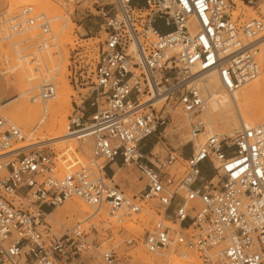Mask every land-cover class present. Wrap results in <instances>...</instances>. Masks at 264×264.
<instances>
[{
    "label": "built area",
    "instance_id": "1",
    "mask_svg": "<svg viewBox=\"0 0 264 264\" xmlns=\"http://www.w3.org/2000/svg\"><path fill=\"white\" fill-rule=\"evenodd\" d=\"M54 1L66 8L84 3L86 12L103 17L90 110L75 104L66 126V135L89 140L93 159L61 170L46 143L16 146L24 140L20 128L0 115V264L75 261L91 245L83 233L87 219L54 240L40 229L46 209L72 196L116 224L153 212L140 239L147 253L182 247L196 251L203 264H264V120L233 137L211 132L196 147L189 140L187 155L171 146H163L164 154L143 150L175 114L191 137L205 130L209 74L227 91L258 77L264 16L235 17L232 0ZM0 18L3 38L27 33L36 39L27 57L40 69L54 39L50 19L32 6ZM36 89L31 100L43 104L56 93L50 78ZM116 159L138 172L137 194L127 196L112 183L106 167ZM101 254L115 263L112 249Z\"/></svg>",
    "mask_w": 264,
    "mask_h": 264
},
{
    "label": "rangeland",
    "instance_id": "2",
    "mask_svg": "<svg viewBox=\"0 0 264 264\" xmlns=\"http://www.w3.org/2000/svg\"><path fill=\"white\" fill-rule=\"evenodd\" d=\"M232 1L234 3L233 15L235 17L246 19L250 17H256L258 15L264 16V3H262L260 0L257 2L253 0L252 3H249L247 0ZM17 2L21 5L16 7L15 4ZM23 6H32L33 13L35 14L44 13L50 19L51 27H54L53 25H57L59 23L68 25V22L64 21L65 17L68 19L72 29L71 32L61 29L56 33L51 28L54 39L50 42L51 46L45 51L43 64H41L40 69L34 70L35 66L29 63V58L27 55L33 51V44L35 43L36 39L30 38V35L27 33L14 35L11 39L3 38L5 32L0 18V115L20 128L24 140L17 143L16 146H19L23 143H31L33 141H46L49 137V135L44 131L41 134L35 131L33 135L27 136L24 133V127L19 124L9 113V108L17 100L24 99L29 104L37 105L39 111L38 116L42 115V108L46 106L47 103L45 105L39 100L32 101L31 96L37 93L36 86L34 85L38 84L43 77L51 79L55 85L56 91L59 84V78L61 77L65 79L67 85L70 88V103L68 106L60 109V112L65 115L62 116L63 130H65V124L68 123V117L72 113L73 108H75V104L83 107L84 113L88 114V111L90 110L88 103L93 98L92 69L97 57L98 48L104 39V32L100 27L103 23V17L98 15L93 10V13L86 12L87 6L84 3L76 4L66 8L54 0H0V15L4 13H17L19 8ZM62 48L66 50L65 57L61 52ZM19 56L22 57L18 59ZM54 57H56V59ZM27 63L30 66H28ZM24 66H26V69ZM17 73L22 77L17 75ZM34 74L35 76L32 77ZM262 74H264V70L258 75L257 78L247 82L242 86H248L253 81L259 80V77ZM27 77L31 78L29 79ZM16 78H20L22 80L21 83L24 84L23 90L24 92L26 91L21 96L18 95V86L10 83ZM32 85L34 87H32ZM224 90L225 89L222 87H217L215 93ZM16 97H18L17 100H14ZM51 100L52 99L48 100L47 102L49 103ZM3 104L6 105L1 106ZM36 122L37 120L35 123ZM173 122L174 118L171 119L169 125L165 127L160 135L151 136L150 139H146L144 141L143 150L147 151L149 147V149H152L153 152H160L161 154H164L163 146H171L178 148L183 152V154L187 155L190 152V144L187 143L189 139L183 138L180 135V132L183 134H189L188 126L178 128V126ZM237 131L230 133L225 127L221 125H218L217 129L214 130L215 133L225 135L227 137H233ZM206 135L207 133L204 130L194 138L197 140V142H201L204 140ZM68 142H72V150L70 146L67 145ZM60 143H66V145L64 147L58 148L57 145ZM46 144L47 145L44 146L46 152L49 153V155L54 156V161L61 170H63L68 164L77 166L93 159L91 153V144L88 139L78 141L77 139L73 138L70 140L56 143L50 142ZM96 161L98 163H102L103 160L102 158H98ZM175 165L177 166V172L181 173V166L178 163ZM114 170L115 175L113 177L112 183L117 184L127 196H132L140 191L141 183L139 181V174L135 169L120 165L119 167L114 166ZM74 198L78 197H69L61 204L48 208L46 213L52 212V215L57 221L46 217L45 221L50 226V230H45L40 225V229H42L43 236L46 239H56L63 233L66 227H69L81 220H78L74 215H71L69 218L68 215L63 213L66 203L73 201ZM86 206L90 210L88 213L89 217L84 218L87 219V223H85L83 226V233L86 235L87 240L91 241V245L82 251L80 256H77L75 261H73L71 264H107L104 261L101 253L108 249H112L114 252L116 259L114 264H136L137 262L135 261L134 257L136 256L138 250H141L147 260H150L152 264H170L174 256H178V258L181 260H188L190 257H192L195 259V264H203L196 251L182 247L170 248L162 255L147 253L140 242L144 231L152 222L151 216H154V213L147 209L145 210H147L149 214L140 212L131 219H125L120 224H116L113 222L114 219L112 221V218L108 217L106 214H95L91 207H89L87 204ZM60 221L63 222V224H61ZM90 224H93L96 231L92 230V228L89 226ZM129 238H133L134 241L127 243ZM215 250L216 249L212 250V253L215 252ZM215 264L222 263L218 259V262Z\"/></svg>",
    "mask_w": 264,
    "mask_h": 264
},
{
    "label": "bare ground",
    "instance_id": "3",
    "mask_svg": "<svg viewBox=\"0 0 264 264\" xmlns=\"http://www.w3.org/2000/svg\"><path fill=\"white\" fill-rule=\"evenodd\" d=\"M19 5L21 4H18V2L15 4L16 7ZM64 21L68 22V25H65L64 23H59L57 25L56 24L53 25L54 27H51V28L56 33L60 31L61 29H65L68 32H71L72 26L69 24L68 19L64 17ZM13 45H16V44H13ZM61 52H62V55L65 57L66 50L62 48ZM21 57L22 56H19L18 59H20ZM54 58L56 59V57ZM24 67L26 69V66ZM17 75H20V74L17 73ZM33 76H35V74L32 75V77ZM20 78L18 79L16 78L15 80L13 79L14 81L12 80L10 82L13 85L15 84L18 86L19 96L23 95L26 92V91L24 92L23 90L24 84L21 83L22 78L21 79ZM206 79H207V86L210 91L208 95V99H207L206 112L203 115L205 132L207 134L214 132V130L217 129L218 125L225 127L230 133H233L234 131L239 130L242 126H252L264 120V74H262L259 77V80L253 81L250 85L241 86V88L239 87V90L237 88L234 91L224 90L225 92L219 91L217 93H215V90L217 87H220V86H219V83L217 81L215 74H209L206 77ZM34 86H37V84ZM34 86L32 85V87ZM70 95H71V91L65 79L63 77L59 78V84H58L55 96L52 98L51 102L49 103L47 102V105L45 104L46 106L42 108L41 116H38L39 111H38L37 105L29 104L24 99L17 100L18 97L14 98V100H17V101L9 108V113L19 124H21L24 127V133L27 136H30V135H33L35 131L38 132L39 134H41L44 131L46 134L49 135L46 141H33L27 144L23 143L19 145L20 147H24V146L35 144V143H38V144H45V143H50V142L56 143V142H61V141L70 140L74 138L71 135H66L67 123L65 124L64 122L65 130L62 129L63 128L62 127V116L64 114L60 112V109L69 105ZM5 105L6 104H3L1 106H5ZM36 120L37 122L35 123ZM239 120H240V123H239ZM173 123L177 125L178 128L187 126L185 123V119L181 117L179 114L174 115ZM180 135L185 139L192 140L194 147H196L199 143L202 142V141L197 142V140L194 137H191L189 134H183L182 132H180ZM59 145H57L58 148L64 147L66 143H60ZM67 145L70 146L71 150L73 149L71 147L73 146L72 142H68ZM79 198L80 197L74 198L73 201L67 202L63 213H65V215H68L69 218L71 217V215H74L78 220L81 219L80 221H82L84 218L89 217L88 213L90 209L86 206V204L82 200H80L81 198L80 199ZM46 217H49L50 219H54L55 221L57 220L52 215V212L45 213V217H43V219L41 220L40 225L43 229L50 230V226L45 221ZM60 223L63 224V222L61 221ZM134 258L138 264H152L150 260H147L144 253L141 252V250L137 251V254ZM194 260L195 259H193L192 257H190L188 260H181L180 258H178V256H174L170 264H195ZM185 261H188V262H185Z\"/></svg>",
    "mask_w": 264,
    "mask_h": 264
},
{
    "label": "crops",
    "instance_id": "4",
    "mask_svg": "<svg viewBox=\"0 0 264 264\" xmlns=\"http://www.w3.org/2000/svg\"><path fill=\"white\" fill-rule=\"evenodd\" d=\"M149 148V147H148ZM189 152V151H188ZM114 166L116 167H119L120 166V159H116L115 162L109 164L107 167H106V171L108 173V175H111V173L113 172V175H115V170H114ZM48 210V208L46 209Z\"/></svg>",
    "mask_w": 264,
    "mask_h": 264
}]
</instances>
